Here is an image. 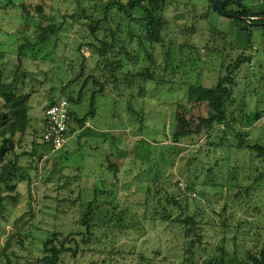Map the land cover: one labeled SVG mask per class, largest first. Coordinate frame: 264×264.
Returning <instances> with one entry per match:
<instances>
[{
    "label": "rangeland",
    "instance_id": "374dc122",
    "mask_svg": "<svg viewBox=\"0 0 264 264\" xmlns=\"http://www.w3.org/2000/svg\"><path fill=\"white\" fill-rule=\"evenodd\" d=\"M169 1L167 48L157 44L152 57L156 61L157 78L165 77L166 82L159 85L150 82L144 87L142 79H135V84L130 86L125 83L123 74L96 68L101 58L91 44L97 46L98 41L89 30L91 20L87 18L95 14L94 2L15 0L17 6L22 5L26 11L21 22L32 35L27 42L21 41L34 45L42 33L40 29L36 30L40 23L46 27L50 24L62 26L61 31L48 40V48L43 50L47 59L25 60L26 86L23 91L32 96L36 120H42V110L56 98L60 99L63 88L71 81V87L63 92L65 96L74 93L73 97L77 98L89 74H94L103 83L107 97L98 99V114L87 122L88 130L73 133L67 147L57 156L43 162L23 159V165L31 172L30 192L27 177L17 182L16 189L21 192L22 199L18 197L19 203L10 206L6 217L0 219V249L11 234L21 230L24 245L11 248L9 261L12 264L38 258L42 244L54 231L76 236L80 246L76 257L67 254L60 264H241L249 251L259 253L264 250V181L253 184L254 178L250 177L253 175L235 172V167L244 168L251 163V157L236 151L239 130L247 143L264 145V27H257L260 25L257 23L253 28L238 19H225L216 14L218 19H212L211 13L209 21L199 23L209 47L221 50L228 47L224 34L229 31L217 21L227 22L226 25L231 21L238 29L235 37L248 40L251 49L247 52L235 48V55L229 53L224 59L207 58L206 50L202 48L205 40L200 33L191 39L184 37L181 30L191 24V17L184 14L185 10L192 5L200 14L208 0ZM2 4L4 0H0V6ZM37 6L44 7L43 16L36 12ZM233 6H238L236 11L243 6L260 12L264 10V0H233L228 7ZM20 9H14L8 15L0 12V25L5 16L7 23L13 25L11 30L4 23V28L11 34L17 27ZM96 13L102 16L100 10ZM112 16V22L104 29L118 32L124 43L117 25L119 23L125 30L127 19L116 9ZM259 18L253 17L254 20ZM178 27L180 31L175 34ZM133 31L142 42L145 41L144 29L136 26ZM99 37L104 39L103 33L100 32ZM122 39L126 41L128 37L124 34ZM186 39L188 44L196 42L200 49L193 52L188 46L182 48ZM106 40L114 41L110 37ZM21 43L0 33V50L10 45L17 50L16 46ZM149 49L150 46L145 44L141 52L148 54ZM168 50L173 57L167 70L164 57ZM108 54L118 65L119 55L124 52L115 47ZM251 54L255 64L250 62L236 72L233 101L226 104L231 128L215 124L200 135L173 144V131L181 120H185L190 129L210 112L208 95L204 97L200 91V101L194 102L190 99V87L195 84L204 89L217 88L219 80L227 74L221 63L225 67L232 66L239 57L247 59ZM5 62L17 64V58L7 55ZM82 67L85 76L77 81ZM192 69L194 72H190ZM175 72L179 74L177 78ZM97 87L93 82L87 84L81 103L72 108L77 116L88 115V92ZM141 88H146V92L141 93ZM78 126L74 123L76 130H79ZM28 147H31L30 143ZM253 161L255 177L264 175V159L255 157ZM252 184V193L237 203L236 186L244 188ZM17 191L11 193L13 197L19 195ZM93 192L103 193L94 201L90 220L92 237L89 244H84L83 240L88 236L84 217L95 198ZM31 212H35L33 219ZM190 217L195 218L199 231H193L187 239L184 225L175 220ZM79 233L83 235L77 236ZM199 236L203 239L201 245L197 243L194 248L190 247L191 241L196 242ZM192 255V260L186 262ZM7 262L6 259L3 264Z\"/></svg>",
    "mask_w": 264,
    "mask_h": 264
},
{
    "label": "trees",
    "instance_id": "16d2710c",
    "mask_svg": "<svg viewBox=\"0 0 264 264\" xmlns=\"http://www.w3.org/2000/svg\"><path fill=\"white\" fill-rule=\"evenodd\" d=\"M83 1L91 3L94 2L95 14H92L87 18L91 20L89 30L93 37H96L95 40L98 41V45L100 44L99 46L91 44L93 50H95V52L101 58V60H99L100 62L97 63L96 68H108L110 69V71L114 70L115 74H123L125 83L128 85H134L136 81L135 79L137 78L142 79L144 81L142 83L144 87L146 83L150 82H155L158 85L163 82H166L165 77L163 79L157 78L159 76L157 75V70L155 69L156 61L152 59V57H154V54L156 52L157 44L161 45V48L163 49L167 48L165 42L166 36L170 29L168 28L170 22H168L169 19L167 18L168 9H170L169 0H129L127 3L123 2V0ZM214 2L215 1H213L209 6L210 10L213 9ZM232 2L233 0H231L226 6H229ZM239 7L241 8L240 11H228L227 9L226 11L233 14L251 16L252 18L261 17L263 18V20L251 21L256 24L264 23V11L253 12L252 10L243 8V6ZM18 8L21 9L18 12L20 16H18L19 21L17 27L14 29L15 33L13 32V34H11V31L9 29L12 30L13 25L11 23H7L8 19L5 16H2V19L4 20L0 25V33H2L4 37H11L13 38V40L19 43L23 42L21 41V39H24L25 42H27L31 39L32 35L29 34L31 32L30 30H26L27 28H23L25 24L21 22L22 15L26 14V11L24 10L23 6L21 5V7H18L15 3V0H4V4L0 6V12H3V14L8 15L14 9ZM115 9L118 11V13H121L127 19V25L125 26V30L120 28L119 23L117 25V28L122 31V34L120 36L121 40L124 43H121L120 37L118 36V32L115 33L113 32V30H110L108 32L107 29L109 28H107L106 30L104 29V26H109V23L112 22L113 18L111 17H113L112 14ZM98 10L102 12V16H99L96 13ZM193 11L194 12L191 14L192 16L188 14L190 15L192 20L191 25L188 28H184V30H181V33H183L184 37H188L191 39L194 38L199 31L203 30V28H200L199 23L203 20V18L207 17L206 13L203 15H199L198 13H196V8L193 9ZM36 12L39 15L43 16L45 13L44 7L37 6ZM170 18L172 20H175V18L173 17ZM4 23H6V26L9 29L4 28ZM244 23L242 22V24ZM50 25L46 27L42 23H40V25L36 27V30L40 29L42 33L35 40L36 43L34 45H32L30 42H23L25 44L21 43V45L16 46L18 48L17 50L11 45L5 50H0V100L2 101L3 105L2 108L0 107V219L6 217L7 213L9 212L10 206H16L22 199L21 192H18L16 189L17 182L27 177L28 190L30 192L32 182L30 180L29 172H27V168L21 166L20 159L23 157H28L31 159H37L39 162H43L45 160H51L52 158L57 156L60 151L64 150L67 147L71 138L70 136L73 135V133H81L84 132V130H88V128L86 127L87 122L91 119H94L98 114V111L96 109L98 99H100V97H107L106 95H104L106 87L103 85V83H101L94 74H89L85 77V80L82 84L77 98L73 97L75 95L74 93L67 94V96H65V92H63L66 91L67 88L71 87V81L65 87V89L63 88L61 93L62 97H60V99L56 98V100L53 101L52 104L47 106L45 110H42V120H36L34 111L31 106L32 96L30 93L23 91L24 87L26 86V69L24 67V64L26 63V59H47L43 50L48 48V45L50 44L48 40H50L51 37L54 36L57 32H60L62 27L57 26L56 24L52 26ZM136 26L145 30L146 34L144 35V42H142L138 38V35H136L133 31V28ZM245 27L248 28L247 26ZM178 30L179 27L177 30H174L175 34H178ZM100 32L103 33L104 39H100ZM124 34L128 37V40L126 41L122 39V36ZM106 37H110L111 39L113 38V43L107 42ZM136 40L138 41L136 42ZM187 40L188 39H186V42L181 45L182 48L188 46L193 52L200 49L196 42H191L190 44H188ZM51 44L55 45V43ZM145 44H148L150 46V49L148 51V54L145 53L144 55L141 51L143 50ZM113 47L114 49L115 47H120L124 52V54H122L121 56L119 55V57H121V60L119 61L118 65H115L112 62L113 58H111L108 54V52L114 50ZM203 48L206 50L207 56L213 55L222 58L226 56V52H224V49L221 50L212 47L209 49L206 48V46ZM7 55L15 56L17 58V64H7V62H5V58L7 57ZM172 55L173 53H169V50L165 54V68L167 70L170 66V62L173 57ZM114 56L118 57V55ZM109 57L111 58V60L109 59ZM250 60L251 58L246 59L241 56L236 60V62L232 64V66L225 67L221 63V67L227 70V74L219 80L217 88L215 89H204V87H199L195 84L190 87V99H192L194 102L195 100L200 101L202 95H200V91L203 92L204 97L208 95L210 112L207 118L198 119L195 123L192 124V127L190 129L186 126L185 120H181V123H178L176 129L173 131V144L178 145L185 139L200 135L206 130H209L215 124L223 126L226 129L231 128V123L226 112V104L228 101H233V87H237L235 83L236 72L242 66L250 63ZM193 66L194 65H192L191 68H193ZM187 67L188 66H186V69ZM81 69L82 72L76 78L77 81H80L85 76V74H83L85 72L84 68L82 67ZM177 69L180 70V67H178ZM194 69L190 70V72H194ZM195 72H197L196 69ZM175 73L177 78L179 74L178 72ZM89 82H93L94 85L98 87L97 90H89L88 93L90 97L88 100H90V111L88 115L81 118V116H77V113L74 112L72 108L74 105L78 106L81 103L83 98L82 94L86 90L87 84ZM140 92L145 93L146 88L145 90L141 88ZM61 98H66L70 102V121L68 123L67 130V142L61 150L53 152L51 143L46 142L43 139L45 130L47 128L45 112L48 107L57 104L61 100ZM198 103L200 104V102ZM74 123H78L79 130L75 129ZM39 125L41 126L39 127ZM239 131H241V134L238 135L237 138L238 144L236 147V151L239 153H246V156L248 155V157H251V159L249 158V161L251 160V163H249V165H244V168L235 167V172L237 175L238 173H240L241 175H253L250 176L251 178H254L253 184H255L254 182H256V184H261L264 181V175H257L255 177L254 172L252 171L254 170L252 166L255 163L253 161L255 160V157L258 160L264 159V145H261L259 143L251 145L247 143L243 137L242 130ZM31 138L32 141H30ZM29 143L31 144L30 148L28 147ZM110 165L111 164H109L108 166L109 170L112 169V166ZM256 170H258V168H256ZM253 184L250 187L244 188H242L241 185L236 186L235 191L237 192L235 194V201L237 203H240L243 201V199H246L247 197L245 195L249 196L252 193L251 191L253 189ZM13 191H17L19 195L13 197L11 194ZM102 193L103 192L93 193L95 198L89 204L87 213L84 217L83 224L86 227L88 235H86V240H83L84 244L90 243L89 238L92 237L90 223V220L93 215L92 207L94 205V201H97L98 196L102 195ZM18 197L21 199H19ZM56 208L58 207L56 206ZM34 216L35 212H31L30 218L33 219ZM175 222H180L181 225H184V236L187 239L191 236V233L193 231H199L197 222L193 217L186 218L185 220H180L179 218H177ZM190 226H193V228H191ZM20 231L21 230H18L17 232L11 234L3 245V247L0 249V264H3V261L6 259L8 260V262L5 264H12V262L9 261V259H11L9 255L11 248L18 245H24L22 241V234ZM76 235L80 236L83 234L79 233ZM75 237L76 236H73L72 234L65 235L62 232H51L50 236L42 244V252L41 255L38 256V258L23 263L16 262L15 264H60L62 258L67 254H71V256L76 257L79 252L80 246ZM202 242L203 239L201 238V236H199L196 242L195 240L191 241L192 244H190V247L194 248L195 244L197 243H199L200 246ZM73 244H75L74 248L72 247ZM189 253L191 252L188 251V254ZM188 258L186 262L191 261L193 255L191 256L190 260H188ZM241 264H264V250L262 249L259 253H253L249 251L247 253V259L245 261H242Z\"/></svg>",
    "mask_w": 264,
    "mask_h": 264
},
{
    "label": "built area",
    "instance_id": "2783aa9c",
    "mask_svg": "<svg viewBox=\"0 0 264 264\" xmlns=\"http://www.w3.org/2000/svg\"><path fill=\"white\" fill-rule=\"evenodd\" d=\"M47 128L43 139L50 142L52 151L61 150L67 142L68 123L70 121V102L66 98L47 108L45 112Z\"/></svg>",
    "mask_w": 264,
    "mask_h": 264
},
{
    "label": "crops",
    "instance_id": "0c3cea01",
    "mask_svg": "<svg viewBox=\"0 0 264 264\" xmlns=\"http://www.w3.org/2000/svg\"><path fill=\"white\" fill-rule=\"evenodd\" d=\"M213 1H215V0H208V4H207V6L206 7H203V11H202V13H200L199 15H203V14H205L206 13V18H203V20L204 21H209L210 19V15H211V13H213V16H212V19H218V18H216L217 16L216 15H219V14H217L213 9L212 10H210V5H211V3L213 2ZM194 8H196L195 6H193ZM192 7V5H190V8L189 9H187V11L185 10V12H184V14H186V15H188V14H192L194 11H193V8ZM236 8H238V6H233L232 8H229L228 6H226L225 7V10L227 9L228 11H236ZM264 9V8H263ZM206 10V12H204ZM252 10V9H251ZM253 12L255 11V12H257L256 10H252ZM264 11V10H263ZM177 12V11H176ZM201 12V11H200ZM178 13V12H177ZM214 14H216L215 16H214ZM190 15H188V16H190ZM192 16V15H191ZM220 17H224V16H221V15H219ZM225 19H231V18H227V17H224ZM256 19H258V18H256ZM259 19H261V18H259ZM202 20V22H204ZM251 20H253V19H251ZM256 21H258V20H256ZM190 22L192 23V20L190 19ZM217 23H221V24H224V26H225V28H227L228 29V33H226V34H224V38H225V42H226V44L228 45V47H224V50H226L225 52H226V55H228L229 53H231L232 55L234 54L235 55V48H241L243 51H249L251 48V46H250V44L246 41L245 42V40L246 39H242V37H239V39H237V36L235 37V33H237V31H238V29H237V26L234 24L235 22H232L231 23V21H230V23L228 24V25H226L225 23H227V22H222V21H217ZM191 25V24H190ZM247 25H249V24H247ZM249 26H252L253 28L255 27V26H253V25H249ZM257 27H261V28H263L264 27V25H262V26H257ZM215 28V27H214ZM256 28V27H255ZM204 31V30H203ZM203 31H201V32H198V33H200V37H202V38H204V40H205V43L202 45V48L203 47H205L206 46V48H211V47H209L208 45H207V41H206V37L205 36H203ZM198 33H197V35H198ZM196 35V36H197ZM247 37V36H246ZM248 39V38H247ZM194 42V41H193ZM213 48V47H212ZM209 56H213V55H209ZM209 56H207V53H206V57L207 58H209ZM248 58H251V60H250V62L252 63V64H255V62H254V57L252 56V54H251V56H248ZM24 158H28V157H23V158H21L20 159V164H21V166H23L24 168H25V166L23 165L24 164ZM102 167H104V165L102 164V166H101V169H102ZM27 172H29V173H31L30 172V170H28ZM94 193V192H93Z\"/></svg>",
    "mask_w": 264,
    "mask_h": 264
},
{
    "label": "water",
    "instance_id": "95a60500",
    "mask_svg": "<svg viewBox=\"0 0 264 264\" xmlns=\"http://www.w3.org/2000/svg\"><path fill=\"white\" fill-rule=\"evenodd\" d=\"M230 1L231 0H215V2L213 3V10L221 16L231 18V19H238L242 22L248 23L249 25H253V26L256 25V23H253L251 21V19H253L251 16L241 15V14H233V13L227 12L225 10V7ZM259 20H263V18H261ZM262 25H264V23L260 24L259 26H262Z\"/></svg>",
    "mask_w": 264,
    "mask_h": 264
}]
</instances>
